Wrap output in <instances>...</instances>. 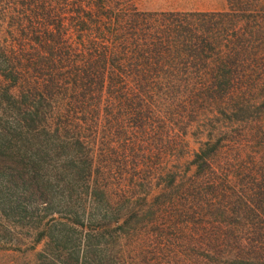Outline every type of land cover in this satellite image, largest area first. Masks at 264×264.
Masks as SVG:
<instances>
[{"label":"trees","instance_id":"obj_1","mask_svg":"<svg viewBox=\"0 0 264 264\" xmlns=\"http://www.w3.org/2000/svg\"><path fill=\"white\" fill-rule=\"evenodd\" d=\"M131 1L0 0V250L264 264V0Z\"/></svg>","mask_w":264,"mask_h":264},{"label":"rangeland","instance_id":"obj_2","mask_svg":"<svg viewBox=\"0 0 264 264\" xmlns=\"http://www.w3.org/2000/svg\"><path fill=\"white\" fill-rule=\"evenodd\" d=\"M132 5L139 10H226L228 9L227 0H132ZM188 148H195L196 143L190 136L186 137ZM187 154L180 159V166L185 163ZM189 158V157H188ZM160 191V187L153 185L147 193L150 200ZM22 233H25L22 232ZM23 256L20 253L0 250V264L20 262Z\"/></svg>","mask_w":264,"mask_h":264}]
</instances>
